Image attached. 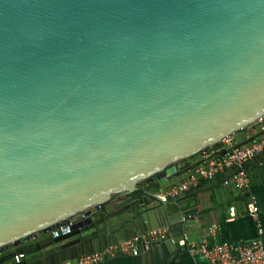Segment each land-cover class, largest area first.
Instances as JSON below:
<instances>
[{
    "label": "water",
    "instance_id": "obj_1",
    "mask_svg": "<svg viewBox=\"0 0 264 264\" xmlns=\"http://www.w3.org/2000/svg\"><path fill=\"white\" fill-rule=\"evenodd\" d=\"M263 115L264 0H0V264L179 248L181 201L238 167L160 191Z\"/></svg>",
    "mask_w": 264,
    "mask_h": 264
},
{
    "label": "built area",
    "instance_id": "obj_2",
    "mask_svg": "<svg viewBox=\"0 0 264 264\" xmlns=\"http://www.w3.org/2000/svg\"><path fill=\"white\" fill-rule=\"evenodd\" d=\"M256 124L258 130L263 134L254 137L244 145L238 146L240 142L246 141L254 135L248 133L239 135V131H237L223 137L218 149L209 147L199 152L197 155L199 164L185 173L184 178L171 185L164 194H160L161 200L166 201L169 197L187 191L202 181L212 179L233 167H238V169L230 179L232 185L239 191H250L251 178L244 163L264 151V115L256 121ZM221 149H225L227 152L220 155ZM229 212L228 221H232L236 216L234 207H230ZM260 212V205L254 196H251L246 203V214L255 221L256 236L248 241L219 238L218 233L221 226L217 222H212L207 227L206 234L199 240H189L185 235L180 240V245L187 246L191 251L202 254L210 264H264V241L262 238L264 226L260 219ZM169 237L170 227L164 226L108 246L103 251L82 254L58 264H100L117 255L136 256L140 253L143 245L165 241ZM22 257V254L16 255L15 261L19 262Z\"/></svg>",
    "mask_w": 264,
    "mask_h": 264
},
{
    "label": "crops",
    "instance_id": "obj_3",
    "mask_svg": "<svg viewBox=\"0 0 264 264\" xmlns=\"http://www.w3.org/2000/svg\"><path fill=\"white\" fill-rule=\"evenodd\" d=\"M246 133L249 135L260 133L257 124L254 123L241 129L238 134ZM191 162L198 165V156H195ZM247 168L252 183L250 191L237 190L229 180V182L224 181L204 187L181 201L184 215L192 217L188 221L185 233L189 240L197 241L203 237L212 222L220 224L221 229L218 236L224 240L248 241L256 236V224L246 214V203L251 196H254L260 205V219L264 226V159L258 163H251ZM183 178L184 175L175 178L162 188L160 194H164L171 185L178 183ZM205 183L206 181H202L199 184L205 185ZM230 207H234L236 212L232 221H228ZM262 238L264 241V233ZM168 239L151 245H143L140 253L136 256L117 255L100 264H210L202 254L191 251L187 246L181 245L179 248L170 250L166 243Z\"/></svg>",
    "mask_w": 264,
    "mask_h": 264
},
{
    "label": "trees",
    "instance_id": "obj_4",
    "mask_svg": "<svg viewBox=\"0 0 264 264\" xmlns=\"http://www.w3.org/2000/svg\"><path fill=\"white\" fill-rule=\"evenodd\" d=\"M245 168L248 170L247 166H245Z\"/></svg>",
    "mask_w": 264,
    "mask_h": 264
}]
</instances>
